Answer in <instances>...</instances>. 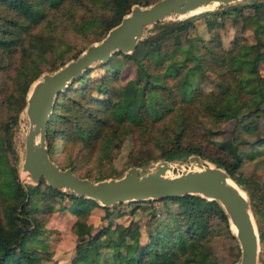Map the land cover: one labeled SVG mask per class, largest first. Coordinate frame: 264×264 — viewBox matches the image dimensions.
I'll return each mask as SVG.
<instances>
[{"label":"trees","instance_id":"obj_1","mask_svg":"<svg viewBox=\"0 0 264 264\" xmlns=\"http://www.w3.org/2000/svg\"><path fill=\"white\" fill-rule=\"evenodd\" d=\"M152 1L0 0V70L19 48L23 54L21 63L13 69L12 89L8 92V103L13 108L5 116L0 115L1 129L7 131L15 120L28 85L41 71L51 70L77 54L69 52L73 42L67 39L68 34L62 36V30L82 34L88 43L118 22L132 3ZM225 6L203 12L210 31L207 38L189 30L192 21L188 17L160 19L150 24L131 52L114 50L105 63L119 54L135 64V76L123 84L111 68H104L97 76L86 69L78 78H72L56 94L49 116V157L81 176H110L101 172V159L109 158L123 137L130 135L128 165L195 153L224 168L250 194L239 166L244 157L264 152V76L260 72L264 68V0ZM244 7L247 10L243 11ZM227 10L240 16L241 23L252 32V41L239 33L230 39L227 48L222 47L212 27ZM47 13V37L37 35L40 40L33 37L27 45L17 42L20 30L46 19ZM167 37L173 44L164 49L161 43ZM45 51L54 60L41 66ZM206 74L215 77L216 87L203 92L196 82ZM201 117L213 124L231 119L238 131L253 137L239 136L238 131L217 137L216 130L200 127ZM241 143L247 148L239 146ZM5 150L0 147V264H29L41 257L31 244L41 243L39 220L34 213L39 202L30 190L24 191L19 185L15 163H10ZM91 159L98 166L94 173L82 168ZM42 182L50 194L67 197L69 210L76 216L72 222L73 254L64 264H215L207 240L212 219L221 223L237 247L226 215L213 199L197 194L158 198L174 203L175 208H166L165 215L148 230L147 240L141 242L136 220L123 224L110 218L123 213L115 209L112 214V207L121 202L101 206L106 222L92 231L85 215L93 205H99L95 199L51 188L40 179ZM249 203L259 219L261 209L250 197Z\"/></svg>","mask_w":264,"mask_h":264},{"label":"water","instance_id":"obj_2","mask_svg":"<svg viewBox=\"0 0 264 264\" xmlns=\"http://www.w3.org/2000/svg\"><path fill=\"white\" fill-rule=\"evenodd\" d=\"M236 0H153L140 5L132 3L118 22L97 40L91 41L57 67L41 72L25 93L23 112L26 116L20 170L22 177L37 183L40 179L54 189L95 199L107 206L117 202L197 194L215 200L226 215L238 248L234 264H256L257 231L244 191L226 170L201 158L187 154L189 167L181 160L159 159L144 172L129 165L118 176L92 179L73 172L70 166H58L48 155L46 127L56 94L64 90L72 78H78L92 62H105L114 50L131 52L146 27L166 16L186 15L198 8Z\"/></svg>","mask_w":264,"mask_h":264},{"label":"rangeland","instance_id":"obj_3","mask_svg":"<svg viewBox=\"0 0 264 264\" xmlns=\"http://www.w3.org/2000/svg\"><path fill=\"white\" fill-rule=\"evenodd\" d=\"M249 1L252 0H236L233 2L244 3ZM225 5L226 4H217L208 9L199 8V10L195 12L192 11L189 14L181 17L166 16L161 20H175L188 17L192 21V24L188 27L189 30H191L196 36L207 38L210 31L204 22L205 15L203 12L227 8ZM244 10H247V8L244 7L243 11ZM45 18L46 19H41L33 26L30 24L26 30H20L18 32L17 42L27 45L33 37L38 38L37 35H41L43 38L47 37L48 13ZM149 26L150 24L146 27L143 34L147 32ZM212 29L218 33L220 37V43L222 47L225 48L229 46L230 39L239 33L245 36L247 41H252L251 30L241 23L240 16L233 13L232 10H227L225 15H223L220 19L218 18L217 23L213 24ZM59 32L60 31L57 33L59 34ZM61 32L62 36L68 34L67 39H71L72 41L70 42H73L71 51L69 52L76 51L79 53L85 47V45L89 43L84 42V36L82 34L72 33L71 31L64 30ZM180 38L182 39V35ZM161 44L163 48L166 49L169 48L173 43L171 42L170 37H167ZM22 55V50L19 48L11 58L7 57L8 59L6 60L4 68L0 70L1 117L5 116V114H7L6 112L13 108L12 105L10 106L8 103V92H11L12 89L13 83L11 82V76L13 74V69L21 63L22 59L20 57ZM51 60H54L52 54L48 53V51H45V58L42 59L43 65L41 66H44L45 63H48ZM98 62L99 61L92 62L90 66L86 68L88 69V72L91 76L99 75L104 68H111L115 72L120 84L125 83L128 79L135 76V64L130 58L125 56L114 54L108 62H104V64H99ZM260 72L264 76V68L260 69ZM38 75L36 77H38ZM215 82L216 80L213 75L206 74L197 80L196 86L203 92L211 91L216 87ZM73 85H77V83H73ZM23 106L19 109L15 120L9 124L7 131H3L0 127V147L6 148L4 154H6L10 163H15L16 178L21 188L24 191L30 190L33 193L31 195L35 196L36 200L39 202V207L34 211V213L37 214V218L39 220H37V231L39 233L41 243L31 244L36 250H38V252L41 254V257L37 261L29 264H64L68 262L73 254L75 235L72 231V222L76 216L69 210L68 204L70 201L67 197L63 195H57L55 193L50 194V191L48 188H46L43 182L33 183L30 180L22 177L19 163L22 154L21 151L24 128L27 124L26 116L23 112ZM5 119H7V117H5ZM199 125L201 128L208 127L211 130H216L218 133L215 134V136L217 137H228L232 133L235 134L238 131V128L234 127V121L231 119L213 124L208 118L201 117ZM238 135L245 138L253 137V135L247 136L243 131H238ZM9 143L11 146L10 148H8ZM239 146L245 149L247 148V145L244 143L239 144ZM130 148V135H125L115 152L112 153L109 158L105 157L108 158L109 161H106V159L102 157L101 162L103 165L101 166V172L109 173V175L112 177H114L115 174L120 175L125 170V168L129 166L127 160ZM159 159L163 158L149 159L142 164L137 165L139 167V172H144ZM169 160H181V162L186 163L189 167L196 166V163L189 161L186 155L175 157ZM96 167H98L96 160L93 159L83 163L82 165V168L88 169L91 173H94ZM239 170V173L245 178L244 182L246 183L250 194L248 191L246 192V190L242 188L240 184L237 183V185L244 191L248 197V200L250 197L253 203L259 209H261V212L259 213V219H256L249 203L258 237L256 264H264V217L262 216L264 213V152L259 153L254 157H244L241 165L239 166ZM101 206L102 205L100 204L93 205L85 215L86 221L91 223L93 226L92 231L95 229V227L99 226L100 224H105L106 222V219L102 216L104 211ZM166 208H169L168 210H174L175 205L168 200L161 201L158 198L122 201L120 204L117 203L114 205V207H112V214L115 209L122 210L123 213L118 217L110 216V218L112 221H120L123 224L136 220L139 229V240L141 242H145L147 240L146 234L148 230H152L155 223H157L158 220L165 215ZM110 234L113 238L115 237L114 231L110 230ZM207 240L209 243L212 259L214 260L215 264L235 263L239 253L238 245L236 247L234 242L229 239V237H227L224 227L217 219H212L209 221ZM108 254L109 251H107L105 255L107 256Z\"/></svg>","mask_w":264,"mask_h":264},{"label":"bare ground","instance_id":"obj_4","mask_svg":"<svg viewBox=\"0 0 264 264\" xmlns=\"http://www.w3.org/2000/svg\"><path fill=\"white\" fill-rule=\"evenodd\" d=\"M201 9V8H200ZM197 10H199V8L198 9H195L193 12H195V11H197ZM190 13V12H189ZM189 13H187V14H189ZM181 16H184V15H179L178 17H181Z\"/></svg>","mask_w":264,"mask_h":264}]
</instances>
